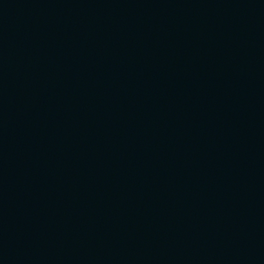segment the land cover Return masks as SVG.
<instances>
[{"label":"water","instance_id":"water-1","mask_svg":"<svg viewBox=\"0 0 264 264\" xmlns=\"http://www.w3.org/2000/svg\"><path fill=\"white\" fill-rule=\"evenodd\" d=\"M0 264H264V0H0Z\"/></svg>","mask_w":264,"mask_h":264}]
</instances>
